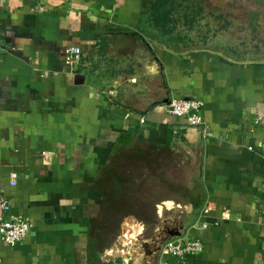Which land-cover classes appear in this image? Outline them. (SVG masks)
<instances>
[{
  "label": "crops",
  "instance_id": "obj_1",
  "mask_svg": "<svg viewBox=\"0 0 264 264\" xmlns=\"http://www.w3.org/2000/svg\"><path fill=\"white\" fill-rule=\"evenodd\" d=\"M164 41L141 0H0V217L30 222L0 264H264V57Z\"/></svg>",
  "mask_w": 264,
  "mask_h": 264
},
{
  "label": "rangeland",
  "instance_id": "obj_2",
  "mask_svg": "<svg viewBox=\"0 0 264 264\" xmlns=\"http://www.w3.org/2000/svg\"><path fill=\"white\" fill-rule=\"evenodd\" d=\"M197 1L200 3L202 7V14L205 13V15L203 18L201 17V19L198 21L199 26L197 28L194 27V30L190 34H188L189 37H192V44L198 43L199 42L198 40H200V36H201V38L202 37L207 38V39L209 38V41H210L209 43H211L210 46H212L211 49L216 48L218 50L225 51L226 55H228V53L231 52V53H234L235 56L237 57L254 58L258 54L264 53V45H263L264 43L263 44L260 43L262 42V41H259L260 37L252 36V35L250 36L248 34V31H249L248 27H250L249 23H251V21L254 23L255 26H257L256 28H258V31L261 30L260 28H263L261 26L263 25L264 21L261 15L264 14V0H195L196 4H197ZM184 4H187V3L182 2V5ZM249 13L251 17L252 16L254 17V15H256V18H252L251 21H248L250 17L248 15ZM207 21H209L208 24L210 26V29H213V27L216 28L219 25L224 24L226 27L228 28L230 27V30H227L226 33H222L220 35L218 33L212 32L211 30V31H208V33L206 34L205 33L198 34L197 36L196 30H199L200 32L205 31L203 27L207 26ZM172 31H173L171 32L172 35L176 34L175 33L176 29ZM254 32L257 34L256 30ZM161 39L164 41L165 38L161 37ZM164 42L169 43V41H166V40ZM262 57H264V54L262 55ZM182 167L186 173H189V170L187 172V170L185 169L184 164H182ZM166 176H168V172H166ZM184 179L185 178H183V180ZM150 185L152 186V183H150ZM177 188L178 186L176 187L174 185L173 187L169 188V190H172V189L180 190V194H178V192L177 194L172 193V197L177 196L178 199L181 200L184 196H186V194L183 192V189L181 188V186H179L178 189ZM169 201L170 199H163L162 203L159 204L160 207H162V209H160L159 211L160 213H163L165 215V214L171 213V211L177 212V213L179 212L177 208L175 209L174 207H178L180 205H176L175 203L171 202L172 206H170L169 204H167V202ZM148 227L149 226L146 225V227H143V226L128 227L127 226L125 228L129 230L128 234H131L132 230H134L133 232H138L140 230V231H143L144 234L148 235L149 231L152 230L150 227L149 228Z\"/></svg>",
  "mask_w": 264,
  "mask_h": 264
},
{
  "label": "built area",
  "instance_id": "obj_3",
  "mask_svg": "<svg viewBox=\"0 0 264 264\" xmlns=\"http://www.w3.org/2000/svg\"><path fill=\"white\" fill-rule=\"evenodd\" d=\"M80 59V49L77 46H67L63 49V62L65 64L77 63ZM202 103L190 98H172L163 109L174 116L183 117L188 125L199 126L203 135H209L208 127L201 116ZM17 174L11 171L8 175V184L16 183ZM0 208H7V200L0 197ZM264 212V208L262 210ZM30 222L27 218L14 216L0 217V240L8 245L19 242L29 231ZM164 249L170 255L183 257L187 254H197L202 250V243L197 237H176L165 241Z\"/></svg>",
  "mask_w": 264,
  "mask_h": 264
},
{
  "label": "trees",
  "instance_id": "obj_4",
  "mask_svg": "<svg viewBox=\"0 0 264 264\" xmlns=\"http://www.w3.org/2000/svg\"><path fill=\"white\" fill-rule=\"evenodd\" d=\"M183 1L141 0V15L145 16L146 22L156 29L159 36L163 37L168 34L165 39L170 42L181 40L180 31H175L176 34L173 35L170 33L173 32L172 30H175L176 24H178L180 19L183 20L184 24H190L194 20L193 17H187L186 10L189 6L188 4L182 5Z\"/></svg>",
  "mask_w": 264,
  "mask_h": 264
},
{
  "label": "flooded vegetation",
  "instance_id": "obj_5",
  "mask_svg": "<svg viewBox=\"0 0 264 264\" xmlns=\"http://www.w3.org/2000/svg\"><path fill=\"white\" fill-rule=\"evenodd\" d=\"M183 2H185V3H187L188 4V6H189V8L186 10V14H187V17H193L194 18V20L189 24H184L183 23V20H179V22H178V24H176V31L178 30V31H180V33H181V36H184V33L186 34V36H184V37H182L181 38V40H180V42H186L185 40H186V37H188V42H191L192 43V37H189V36H187V33L186 32H188V31H193L194 30V27L195 28H197L198 26H199V20L201 19V17L203 18L204 17V15H205V13L204 14H202V7H201V5H200V3L197 1V4L195 3V0H184ZM192 4V5H191ZM199 7V8H198ZM209 11V10H208ZM207 11V12H208ZM226 13V12H225ZM244 14V13H243ZM245 15H247V14H245ZM249 16H250V13L248 14ZM248 16V17H249ZM251 17V16H250ZM249 17V20L248 21H251V19L252 18H256V15H254V17L252 16L251 18ZM261 17H263V21H264V14H262L261 15ZM247 18V17H246ZM209 21H207V26H204L203 27V29L205 30V31H202V32H200L199 30H196V32H197V36H198V34H206V33H208V31H211L212 30V32H215V33H218L219 35L220 34H222V33H226V31L227 30H230V27L228 28V27H226L224 24H221V25H219L218 27H216V28H214L213 27V29H210V26H209ZM249 26L250 27H248L249 29V31H248V34L251 36H259L260 37V40L259 41H262V42H260V43H264V23H263V25L261 26V27H263V28H260L259 30L260 31H258V28H256L257 26H255L254 25V23L251 21V23H249ZM234 28V27H233ZM199 29H201V28H199ZM256 30V32H257V34L254 32ZM225 31V32H224ZM258 32H260V33H258ZM171 35H172V33H170ZM167 35L168 34H166V35H164L163 37L164 38H166L167 37ZM191 38V39H190ZM212 39V38H211ZM164 40H166V39H164ZM167 41V40H166ZM178 41V40H177ZM199 42L198 43H194V44H196V46L198 45H203V46H205V47H207L208 49H211V47L212 46H210V44L211 43H209L210 41H209V38L207 39V38H204V37H202L201 38V36H200V40H198ZM173 42H176V40H174ZM256 45V44H255ZM264 45V44H263ZM214 48V47H213ZM256 48H258V47H256ZM211 50H214V51H217V52H220V53H223V54H225V51H222V50H218V49H216V48H214V49H211ZM224 50H225V48H224ZM228 53V52H227ZM264 53H260V54H258L256 57L257 58H259V59H261V58H263L262 57V55H263ZM228 55H231V56H233V57H236L237 58V56H235V54L234 53H231V52H229L228 53ZM255 58V57H254Z\"/></svg>",
  "mask_w": 264,
  "mask_h": 264
}]
</instances>
